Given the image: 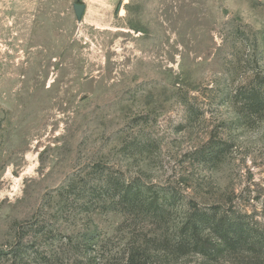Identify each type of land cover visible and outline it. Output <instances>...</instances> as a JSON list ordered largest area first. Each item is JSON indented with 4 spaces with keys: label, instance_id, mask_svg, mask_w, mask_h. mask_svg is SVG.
Returning <instances> with one entry per match:
<instances>
[{
    "label": "rangeland",
    "instance_id": "obj_1",
    "mask_svg": "<svg viewBox=\"0 0 264 264\" xmlns=\"http://www.w3.org/2000/svg\"><path fill=\"white\" fill-rule=\"evenodd\" d=\"M77 2L0 0V264H122L191 204L264 230V0ZM108 179L179 199L158 222Z\"/></svg>",
    "mask_w": 264,
    "mask_h": 264
},
{
    "label": "trees",
    "instance_id": "obj_2",
    "mask_svg": "<svg viewBox=\"0 0 264 264\" xmlns=\"http://www.w3.org/2000/svg\"><path fill=\"white\" fill-rule=\"evenodd\" d=\"M262 85L245 88L248 93L247 101L251 106L264 101ZM106 185L113 206L122 205L130 211H148L158 222L166 219L168 205L179 199L172 191L166 193L164 190L162 195L159 191L150 193L149 187L138 180L108 179ZM153 244L129 248L122 264H211L210 262L217 261L225 253L245 252L252 256L244 264H264V230H260L257 222L248 214L236 210L228 211L219 205L200 207L191 204L181 220L171 227L169 238L159 237ZM81 245L82 242L78 246L81 250L84 249L83 254L79 256L76 264H104L96 256H90L93 251L91 245ZM16 253L20 254V250ZM193 255L200 256L201 260L196 263L183 261V258Z\"/></svg>",
    "mask_w": 264,
    "mask_h": 264
},
{
    "label": "water",
    "instance_id": "obj_3",
    "mask_svg": "<svg viewBox=\"0 0 264 264\" xmlns=\"http://www.w3.org/2000/svg\"><path fill=\"white\" fill-rule=\"evenodd\" d=\"M81 0H78V2L75 4V9L78 15H81L85 9V5L82 2H79Z\"/></svg>",
    "mask_w": 264,
    "mask_h": 264
}]
</instances>
